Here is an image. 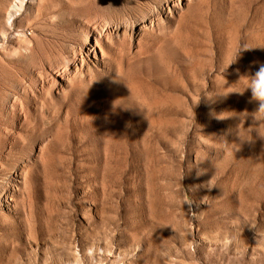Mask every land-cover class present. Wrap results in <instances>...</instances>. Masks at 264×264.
Segmentation results:
<instances>
[{
	"label": "rangeland",
	"instance_id": "rangeland-1",
	"mask_svg": "<svg viewBox=\"0 0 264 264\" xmlns=\"http://www.w3.org/2000/svg\"><path fill=\"white\" fill-rule=\"evenodd\" d=\"M14 2L0 264H264V0Z\"/></svg>",
	"mask_w": 264,
	"mask_h": 264
},
{
	"label": "clouds",
	"instance_id": "clouds-1",
	"mask_svg": "<svg viewBox=\"0 0 264 264\" xmlns=\"http://www.w3.org/2000/svg\"><path fill=\"white\" fill-rule=\"evenodd\" d=\"M244 78H247L249 80V85L247 89L252 90V99L258 104L257 112L264 113V65L260 67V69L256 72L254 76L243 77L242 79ZM208 186L209 188L214 187V185L211 184V181L209 182Z\"/></svg>",
	"mask_w": 264,
	"mask_h": 264
},
{
	"label": "bare ground",
	"instance_id": "bare-ground-1",
	"mask_svg": "<svg viewBox=\"0 0 264 264\" xmlns=\"http://www.w3.org/2000/svg\"><path fill=\"white\" fill-rule=\"evenodd\" d=\"M23 7V0H15L14 4L12 5V10L9 11V17L11 18L14 14L13 10H20ZM89 45H93L91 40L88 41Z\"/></svg>",
	"mask_w": 264,
	"mask_h": 264
}]
</instances>
